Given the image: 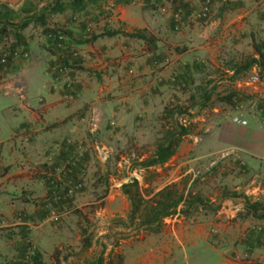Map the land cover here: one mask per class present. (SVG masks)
Listing matches in <instances>:
<instances>
[{
	"label": "crops",
	"instance_id": "1",
	"mask_svg": "<svg viewBox=\"0 0 264 264\" xmlns=\"http://www.w3.org/2000/svg\"><path fill=\"white\" fill-rule=\"evenodd\" d=\"M26 1L38 10L52 4H0L16 10ZM175 1L170 8L191 10L199 2ZM167 13L161 18L140 2L108 1L83 15L66 10L47 17L46 28L64 29L74 41L75 58H62L43 27L23 32L30 59L11 62L0 81V264H22L27 241L36 246L35 264H89L100 256L103 264H116L118 257L121 264H264V219H254L244 206L245 198L264 204V0H211L210 19L179 32ZM104 31H139L145 40L116 35L87 42ZM10 41L0 42V55ZM251 59L258 63L234 74ZM60 61L69 66L65 76L54 71ZM253 76L261 82L252 83ZM168 93L192 105V128L158 166L170 172L153 193L187 175L191 192V184L212 180L222 185L219 197L192 193L218 210L199 208L186 216L179 208L158 233L122 227L125 234L118 238L116 220L125 221L130 210L120 189L127 182L121 180L104 198L102 228L83 249L87 230L77 220V207L89 193L69 190L95 181L98 155L115 151L117 139L131 150L148 149ZM135 171L127 178L141 186Z\"/></svg>",
	"mask_w": 264,
	"mask_h": 264
},
{
	"label": "trees",
	"instance_id": "2",
	"mask_svg": "<svg viewBox=\"0 0 264 264\" xmlns=\"http://www.w3.org/2000/svg\"><path fill=\"white\" fill-rule=\"evenodd\" d=\"M108 1H112L114 6H130L140 2L142 10L151 12L156 11L161 5V0H52L51 5L39 10L37 5H34L29 1L24 2L17 10H13L5 4H0V42L3 40L5 41L9 36H11V41L7 45V48L3 51L21 50L28 52L26 49L27 42L23 35V31L29 25H39L43 27L44 32H47L46 35L51 33L53 34L56 33L57 30L46 28L47 17L61 14L66 10H69L72 14L83 15L87 12L88 7L100 9L101 6ZM176 7H180V5ZM116 35H125L133 39L145 40V36L139 31L130 34H124L118 31H104L99 35L93 36L87 42H93L98 38L114 37ZM68 38L74 43L69 36ZM65 55H69L71 58L76 57L72 56L69 52L61 54V57L65 58ZM11 62L15 61L8 62V73L10 71L9 65ZM255 63H258V60L251 59L244 66L236 69L234 74L248 70ZM58 64H63L67 70V65H65L64 62L62 63L60 61ZM202 98L207 99L208 92H204L202 94ZM191 107V104L180 103L178 100L177 102L169 103L164 107L162 119L167 122V127L164 130L162 137L157 141L155 149L149 158L141 161L138 160V158L132 160L130 170H147L152 167L162 166L168 162V160L174 155L182 138L190 133L189 126L181 124L179 121L180 119L193 117V114L190 112ZM180 185L181 182L179 184H171L150 195L151 193H149L147 189H141L139 182L135 178H132L129 182L122 184L120 189L129 202L130 210L125 221L121 222L118 220V226L127 229L130 228L144 234L158 233L163 226L164 219L175 215L179 208L180 213L186 216L199 208L209 211L218 210V207L211 206L209 202L203 199L199 194H194L189 189L187 190L185 183L182 188H180ZM236 197L241 196L237 195ZM244 206L247 214L251 215L254 219H264L263 203L258 201L250 202L245 198ZM85 234L86 233L84 231L83 249H87L90 246V237L85 236ZM28 245L29 241L25 244L26 249ZM37 255L38 252L36 251L32 264H35ZM115 263L121 264V258L118 257ZM89 264H103L102 256L98 257L95 261ZM108 264H111V261Z\"/></svg>",
	"mask_w": 264,
	"mask_h": 264
},
{
	"label": "rangeland",
	"instance_id": "3",
	"mask_svg": "<svg viewBox=\"0 0 264 264\" xmlns=\"http://www.w3.org/2000/svg\"><path fill=\"white\" fill-rule=\"evenodd\" d=\"M34 1L36 2L38 0H34ZM174 2H177V1H175V0H161V5L155 11L154 15L159 16L161 18H167L166 16H169V13H167V12L170 11V9H169L170 5L174 4ZM199 2H200V0H199ZM162 6L164 8H162ZM163 9H166V10L163 11ZM191 10H186V8L184 9V11H191ZM33 28H34L33 25H29L23 32H28V34H29ZM88 28L89 29L86 30V33H87V35H91V31L93 30L92 25H88ZM55 30L62 31L69 36L67 31L64 29L55 28ZM7 45H5L3 50H5V48H7ZM29 59H30V54H29ZM68 68H69V66H67V69ZM34 92H35V90H34ZM167 96L168 97L170 96L168 98L167 104L172 103V102L175 103V102H177V100L180 103H182L181 100L178 99L174 95H169V93H168ZM163 110H164V108H163ZM162 116H163V111L161 112V117L159 116V117H157V119L154 118V122L156 123V125L152 126L153 135L150 136L151 143L149 144L148 149H139L141 147H137L138 149L134 148L133 150H131L127 146L124 147L126 144L125 145L122 144V142H121L122 140L117 139V144H119V146L117 147V149L115 151L110 152L107 156H104L103 152L101 155H98V158L96 159L100 164V166L98 167V172H99L98 177L95 179V181L93 183L92 182L88 183V186H83L81 184V189L84 188V190H86V193H89V196L85 197L82 200H79L78 204L81 203V205H79V207H77L78 212H79L77 220L82 225V227H84L87 230L86 234H85L87 237L88 236L92 237L94 234V231L96 229L102 228L99 225L100 222L102 221V219H101L102 216H100V213H101L100 209H104V207L106 205L104 198H105L107 192L110 191V188L113 190L117 189L118 188L117 186L119 185L121 180L126 181V182L130 181V179L127 178L128 177L127 172L130 173L132 171V170H130V165L132 163L131 160L137 159L138 157L140 158L142 156L144 157L143 159H147L151 156L152 152L155 149V145H156L157 141L162 137L163 132L167 127V122L162 119ZM189 120H190V118H184V119H180L179 122L181 124L188 125ZM192 124L193 123H191V126H192ZM189 128L191 129L192 127L189 126ZM103 139H104V136L101 135V138H99V141L102 140V142H103ZM135 140H137L136 144H138V143L140 144L139 137H137V139H135ZM104 142H105V140H104ZM129 144H130V142H129ZM139 144H138V146H139ZM128 166H129V169H128ZM135 172H132V173L141 178V183H142V185L140 186L141 189L142 190L147 189L149 191V193H151L150 195H152L153 192L163 182V180L159 181L158 179L166 176L170 172V167L169 166H166V167H158L157 166V167L152 168L150 170L135 171ZM207 174L208 173H204L203 176L201 175V177H206ZM215 175H217V174H215ZM189 180L190 179L187 175L181 181L180 188L183 187L184 183L187 186L189 183ZM211 181H207L206 179H204V180L199 181L198 183L191 184L192 185V187H191L192 192H197L199 194L202 193L201 195L208 196V197L217 195V193L221 191L222 185L219 186L216 183H213ZM217 197H219V194L217 195ZM218 202H219V199L215 200V202H213L212 204L217 205ZM119 208H121V206H119ZM122 219H124V218H122ZM122 219H117L116 222H118V220H122ZM115 224L118 225L117 223H115ZM116 234L120 235V237H118V238H122L123 234H125V232H124L122 227H119V228H117Z\"/></svg>",
	"mask_w": 264,
	"mask_h": 264
},
{
	"label": "built area",
	"instance_id": "4",
	"mask_svg": "<svg viewBox=\"0 0 264 264\" xmlns=\"http://www.w3.org/2000/svg\"><path fill=\"white\" fill-rule=\"evenodd\" d=\"M210 7L211 2L210 0H200L196 7L192 9L189 12L184 11L182 7H174L169 8L171 12V23H172V29L175 32L181 31L184 27L195 24L199 22H206L210 19ZM166 9H163L165 11ZM48 39L53 41V45L55 48L61 53L66 54V52H69L72 54V56H77L78 54V47L70 41L68 36L63 33L62 31H57L56 33L48 34ZM29 59V53L26 51L21 50H6L1 53L0 56V81L4 80L8 76V68L7 64L9 61H18V60H28ZM54 71L59 76H65L67 74L66 68L63 66V64H58L54 68ZM250 81L254 84L260 83L261 80L258 76H253L250 78ZM67 99H71L70 96L67 97ZM238 110L242 109L241 105H238ZM238 123H240L242 126L246 125L245 121L237 120ZM240 167L242 169H245L246 164L244 162H240ZM81 189V185H75L69 190V194H73V192L78 191ZM57 219L56 215L54 213L51 214L50 220L55 221ZM261 231V229H259ZM37 249L36 246L29 241V245L26 249L23 264H32V260L35 256Z\"/></svg>",
	"mask_w": 264,
	"mask_h": 264
}]
</instances>
